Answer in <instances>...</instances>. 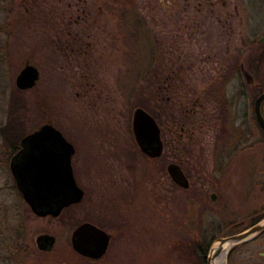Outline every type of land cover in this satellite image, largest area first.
Wrapping results in <instances>:
<instances>
[{"label":"rangeland","instance_id":"1","mask_svg":"<svg viewBox=\"0 0 264 264\" xmlns=\"http://www.w3.org/2000/svg\"><path fill=\"white\" fill-rule=\"evenodd\" d=\"M58 1L0 0V264H85L73 250L72 231L82 218L91 213L92 218L93 211L106 210L112 200L121 218L116 223L122 226L125 238L112 242L100 264H200L193 245L203 235L207 242L212 241L205 257L209 264L214 244L238 231L235 224L241 218V204L244 209L248 208L246 203L249 207L251 203L264 206V185L258 199L252 201L253 196L241 192L240 181L246 167L241 163L245 161L256 162L257 170H264V146L258 142L261 130L254 116L257 88L264 86V46L258 43L264 36V0H229L233 2L229 6L233 17H229L227 29L223 4L209 7L199 4L201 0H126L131 8L138 9L136 16L144 18L141 22H147V31L155 28V21L163 25L160 37L173 51L162 54L160 65L163 70H171L172 66L184 64L183 69L179 66L181 90L192 100L205 97L201 102L211 115L191 145L192 159L183 158L185 171L194 179L188 191L176 188L167 173V163L177 153L172 150L173 142L166 146L163 162L151 163L128 135L136 106L159 113L151 99H144L146 90L148 96H153L155 66L159 64L156 39L130 30L125 71L130 99L123 98L128 95L127 87H116L111 95L117 111H101L97 104L79 101L75 90L68 84L62 87L54 77L60 63L51 60L53 48L46 40L48 27L57 29L56 22L52 27L47 23L49 12L51 17L58 16V12L53 13L59 8ZM49 4L56 5L49 10ZM176 27L179 30L174 36ZM109 52L106 57L115 58ZM125 53L120 51L118 60L115 58L116 77L121 75ZM229 56L232 63L237 61V72L225 67ZM240 62L253 83H248L240 71ZM27 63L36 65L41 77L34 88L20 90L16 77ZM220 86L227 88L226 99L237 117L231 122L243 133L252 130L256 135L242 142L244 151L233 155L224 153L231 154L232 150L222 149L227 123L214 94ZM48 118L79 145L81 151L74 168L82 174L84 188L89 192L85 211L72 206L59 218L35 215L17 189L10 169L11 144L35 131ZM168 126L169 122L163 123L164 130L168 131ZM14 134L20 135L14 138ZM164 137L171 140L170 131H165ZM93 145L98 153H86ZM103 149L111 152L103 153ZM253 177L264 181V174ZM212 193L217 195L215 200ZM244 197L248 202L242 201ZM91 199L95 200L93 206ZM45 232L56 236L57 242L53 251L40 254L36 238ZM261 241L251 244L257 254L264 251ZM17 242L27 247L24 249L28 254L18 253L21 246ZM246 250L244 246L231 248L227 264L251 259ZM252 261L264 264L258 258Z\"/></svg>","mask_w":264,"mask_h":264},{"label":"flooded vegetation","instance_id":"2","mask_svg":"<svg viewBox=\"0 0 264 264\" xmlns=\"http://www.w3.org/2000/svg\"><path fill=\"white\" fill-rule=\"evenodd\" d=\"M27 1L33 2V0H27ZM58 2L60 3L59 8H57L56 11H53V13L58 12V16L51 17L49 12V19L47 23L50 27H52L53 23L56 22L57 29H52L48 27L47 40H46L47 45L53 48L52 54H50L51 60L54 61L55 59H57L60 63L59 68L57 70L55 69L56 73H53L54 77L57 79V83L60 84L62 87L68 84V86L71 87L72 90H75L73 93L76 95L79 101L81 102L85 101L87 102V104H94V105L97 104L99 105L98 109H101V111L107 113L110 112L111 110L117 111L116 108L114 107V99L113 96L111 95V91H113V89H115L116 87H127V89L129 88L127 84L128 76L126 75L125 71L127 70L126 60L129 51L128 41L129 39H131L130 30L135 32L142 31V34L146 35V38L150 37L156 39V44L157 45L159 44L158 47L156 48V50H158L157 51L158 60H156L157 61L156 63L159 64L155 66L156 76H154L155 82L153 86L154 90L152 91L153 96H148L147 95L148 90H146L144 99L147 98L148 101L151 99L159 111L158 114H153L152 112L148 111L145 108L149 113H151L154 116L160 127L161 138L164 143V152L162 156L159 158H150L141 151L134 136L133 124H132V129L128 131L129 132L128 135L133 138V143L135 144L134 147L138 148L141 151L142 155L145 157V159L151 163H154L159 160L162 161L165 155L166 146L170 145L171 142H173L172 150L173 152L174 150L177 151V153L173 154V158L168 161L167 166L172 162L178 163L182 167L187 178L189 179L190 187H191L192 185L191 179L192 180L194 179L192 178L191 175H189L185 171L184 169L185 161L183 158L187 160L192 159L193 149L191 148V145L194 144L195 142L194 140L196 136L200 134V130L205 125L204 124L205 121L208 120L211 117V115L208 114V112L205 110L203 101L201 102V99L204 100L205 97L204 98L197 97L194 100H192L187 94V92H183L181 90L182 88H180L179 77H178L179 69H180L179 66H181L183 69L184 64L181 65L177 64V66L176 65L172 66L171 70H169L167 67H165L164 68L165 70H163L162 66L160 65L161 63H163L161 60L162 59L161 56L163 57L162 54H164L166 51L171 52L170 51L171 49L173 51V48L171 47L168 48L165 43H164L165 45L163 44L162 37H160L162 35L161 30L163 28V25L160 22L155 21L154 23L155 28L154 29L149 28L150 31H147V25H148L147 22L145 23L141 22L144 20V18L141 17V15L139 18L136 16V14L138 13L137 11L138 9L135 7L131 8L132 4H128L126 0H68V1L59 0ZM199 4H207L209 5V7L211 6L215 7L216 4H223V16L225 18L224 27L225 29H227V24H229L228 20L231 18L230 16L233 15V13L229 9L230 4H233L232 1L201 0ZM54 5L56 4H49V10ZM26 9L29 10L28 5L26 6ZM150 24L151 23H149V25ZM178 30L179 29L177 27L176 29L174 28L175 31V33L173 34L174 36L176 32L178 33ZM148 32H150L151 34H149ZM174 40H177L176 37L174 38ZM258 43H260L259 40ZM130 46H131V42H130ZM224 46L226 48V45ZM176 50H178V47H176ZM227 50H230V45H227ZM108 51H110L109 54L111 53L112 55H114L117 60H118L117 56L120 55V51H122L123 54L125 53V51H127L125 55L122 54V56H124L122 72L121 75L117 74V77L114 75L115 72L114 64L116 62V59L114 57H109V56L106 57ZM231 60H232V56H229V61L227 60L228 62L225 64V67L227 68L229 67V69L233 67L235 70L236 67L238 66L236 65L237 61L235 60L232 63ZM239 68L241 72H243L244 74L246 73L245 66L243 63L240 62ZM113 82H115L114 83L115 87ZM219 90L222 98V105L219 104L221 108V114L223 113V118L229 119L230 123H232L231 121H235L237 117L235 116L228 100L226 99L227 88L224 89L223 87L220 86ZM212 93L213 91L211 92V94ZM216 93L217 92L214 91V94ZM206 94H207L206 96H209L210 98V94L208 95L207 92ZM258 96L259 95H257L256 98ZM123 98L130 99L129 89H128V95L123 96ZM135 98L138 99L137 97ZM137 107H141V106L138 105L135 107V109ZM134 111L132 115H134ZM254 116L256 119L255 111H254ZM132 122H133V116H132ZM165 122L170 123V126H168L169 129L168 131L163 129V123ZM256 122L258 123L257 119ZM45 123H52L56 126V124L50 118H48V120H46ZM56 127L58 128L59 126ZM58 129L63 133V135L67 138V140L74 145L75 153L73 154L72 157V166L74 170V175L78 185L84 190L85 193L82 201L78 203H74L69 207H66L62 211L61 215L66 209L72 206H80V209L82 211H85L87 209V205H85V201L89 196V192L87 191L86 188H84L83 185L84 181L82 178V174L79 175L78 174L79 171H77L76 173L74 168V166L77 165L78 163L77 155L78 152L81 151V149H79V145L76 144V141H74L68 135V132H66L64 129H60V128ZM165 131L166 132L170 131L171 140L166 141L164 139ZM262 131L264 132L263 129ZM19 135L20 134H18L17 137ZM26 135L20 136L17 140V143L11 144V149H9V151L11 150V154H12L10 160V169H11V162L13 158L17 155V153L21 150L22 139ZM255 136L256 135L253 133L252 130L251 131L247 130L244 133V139L238 141V143L233 147V149H235L234 151L235 153L229 154L224 151V153H226L225 155H233V154H237L239 151H242L241 148L242 145L240 142L241 141L247 142L250 139L254 138ZM251 147H253V144H251ZM94 148H96L94 147V145L90 146V149H92V151L89 149L86 151V153L87 152L98 153L97 150L95 151L93 150ZM236 149L239 150L237 153H236ZM244 149L246 148L244 147ZM101 152L110 153L111 151L101 150ZM86 164L91 165V161H86ZM241 164L246 166L243 167L245 171H243V176L241 177L240 180L241 185H243L241 186L242 189L241 192L242 193L245 192V195L249 194L253 196L252 201H254L255 199H258L257 194L260 191L259 189L261 188V185H264V181L261 180V177L256 178L253 176H256V174L257 175L264 174V170H260V171L257 170L258 163L256 162L245 161ZM253 165H255L256 167H254ZM245 174L246 176H244ZM168 176L170 180L174 183L176 188H179L183 191H188L190 189V188L185 189L180 187L172 180L169 173ZM243 200L248 202V199L245 197L242 198V201ZM94 201L95 200L91 199L90 205L93 206ZM245 205L248 206L247 209L246 208L244 209L245 206L243 207V204H241V210H240L241 218L240 221L236 222L235 224L236 226L235 228H237L238 231L234 234L243 232L251 228L252 226L258 224L262 220H264V206L260 207L257 206L256 204L253 206V203L250 204V207L247 203ZM107 206L109 207L106 210H104L105 212L103 210H100L99 212L93 211L92 218H91L92 215L91 213L90 217L84 219L82 218V220L76 226L77 228L84 222H90L98 226L99 228L103 229L110 235V242L108 245L107 252L100 258H92L85 256L77 252L73 248L77 257L83 260L85 264H100L101 262H104L106 256L109 253L112 242H114L118 238H125V231L122 229L121 225H118L116 223V221L118 219L121 220V218L119 216L118 210L116 209L115 211L114 209L116 207L114 201L112 200L111 204ZM60 216L56 218H59ZM45 217H52V216L48 215ZM42 234H50V233L45 232ZM72 234H71V238H72ZM55 238L57 242V237L55 236ZM258 239H262L261 244L264 245V230L254 238L236 245L238 247H243V246L246 247L247 254H249L252 257L251 259L249 258V260H246L245 263L242 264H256L257 261L255 262L252 261V259L255 258L264 260V251H259V254H257V252L254 251L251 247V244L253 242H256V240ZM56 242L51 249H46V250L41 249L38 246L37 241H36V246L40 254H48L54 250ZM17 243L19 246H21L20 248H18L19 251L18 253L28 254V250L24 249L27 247L24 246V244L22 245L20 242ZM71 244H72V240H71Z\"/></svg>","mask_w":264,"mask_h":264},{"label":"water","instance_id":"3","mask_svg":"<svg viewBox=\"0 0 264 264\" xmlns=\"http://www.w3.org/2000/svg\"><path fill=\"white\" fill-rule=\"evenodd\" d=\"M259 42H264V36ZM245 76L249 82L253 80L248 72ZM40 77L39 68L27 63L16 77V86L20 90H30L37 85ZM263 102L264 91L254 103L256 119L264 130ZM132 124L141 151L150 158L161 157L164 143L154 116L143 107H137ZM21 144V150L11 162V171L21 196L36 215L40 217L51 215L56 218L66 207L82 201L85 193L76 181L72 166L74 145L54 124L41 125L27 134ZM167 171L177 185L185 189L190 188L189 179L178 163H170ZM216 197L215 193L211 194L212 200ZM263 230L264 220L243 232L221 238L219 241L232 242L234 247L254 238ZM71 240L77 252L88 257L100 258L107 252L110 235L98 226L84 222L73 231ZM36 241L41 249L46 250L54 246L56 238L50 234H41Z\"/></svg>","mask_w":264,"mask_h":264},{"label":"trees","instance_id":"4","mask_svg":"<svg viewBox=\"0 0 264 264\" xmlns=\"http://www.w3.org/2000/svg\"><path fill=\"white\" fill-rule=\"evenodd\" d=\"M264 46V43L261 44ZM262 53V51H261ZM259 54V56L261 57L262 54ZM259 88H257V95H259L260 93H262L264 91V86L258 85ZM215 92H217L215 94V99L222 105V98H221V94L219 90H215ZM256 95V96H257ZM40 105H44L41 104ZM41 106V107H42ZM43 108V107H42ZM262 113L264 115V102L262 104ZM224 120L226 121L227 125L225 126V130L223 132V138L225 139L224 141V146L222 147L223 150H232L233 147L238 143V141H240L241 139L244 138V133L243 130H241L240 128H238L237 126L234 125V123H230V120L227 118H224ZM259 129L261 130V138L259 139V144L261 143L262 146H264V132L262 131V129L260 128L259 124L257 123ZM14 138L17 137L16 134H14ZM245 143V141H243ZM17 143V142H14ZM242 144V141L240 142ZM223 145V143H222ZM220 146V143H219ZM235 149L232 150L233 153ZM239 150L236 149V153ZM243 151V148H242ZM231 152V153H232ZM240 152V151H239ZM207 237L206 236H202L198 239L195 240V243L193 245V254H196V258H198L200 264H206L205 263V257L207 255V252L209 251V248L211 246V242H207L206 241Z\"/></svg>","mask_w":264,"mask_h":264},{"label":"bare ground","instance_id":"5","mask_svg":"<svg viewBox=\"0 0 264 264\" xmlns=\"http://www.w3.org/2000/svg\"><path fill=\"white\" fill-rule=\"evenodd\" d=\"M232 247V242L217 241L211 251L209 264H227V257Z\"/></svg>","mask_w":264,"mask_h":264}]
</instances>
